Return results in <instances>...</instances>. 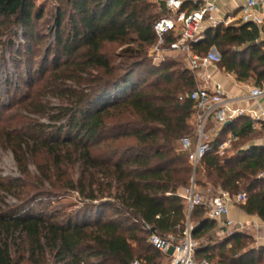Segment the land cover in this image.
Listing matches in <instances>:
<instances>
[{
  "label": "trees",
  "instance_id": "16d2710c",
  "mask_svg": "<svg viewBox=\"0 0 264 264\" xmlns=\"http://www.w3.org/2000/svg\"><path fill=\"white\" fill-rule=\"evenodd\" d=\"M50 1L54 10L45 35L39 25L46 21L47 3L0 0V39L8 34L12 60L17 67L26 64L22 80L33 87L36 63L35 73H41V85L10 106L16 114L0 116V142L26 177L0 178V199L4 194L21 199L19 205L0 207V264H131L135 259L162 264L164 254L148 241L145 224L162 236H181L190 225L197 260L264 264V246H257L251 235L243 230L220 234L204 205L188 213L181 197L195 176L204 195L245 193L238 205L264 222V146L252 144L264 127H254L248 116L223 125L194 170L179 141L198 136L197 110L186 97L197 88L196 75L186 62L170 57L156 62L150 55L158 42L155 24L169 13L166 3ZM198 7L187 1L182 9ZM17 27L24 32V44L13 40ZM202 35L191 43L194 53L205 56L215 48L220 70L239 82L264 86L260 27L220 23L205 27ZM49 36L53 41L40 51ZM178 37V31H170L162 46L169 48ZM42 90L60 104L45 103ZM22 111L46 116L49 123ZM230 133L237 140L220 153ZM71 161L79 166L77 178L69 173ZM31 164L42 173L40 184L29 178ZM46 183L57 195L76 191L82 205L70 213L31 208Z\"/></svg>",
  "mask_w": 264,
  "mask_h": 264
},
{
  "label": "built area",
  "instance_id": "2783aa9c",
  "mask_svg": "<svg viewBox=\"0 0 264 264\" xmlns=\"http://www.w3.org/2000/svg\"><path fill=\"white\" fill-rule=\"evenodd\" d=\"M164 1L169 14L161 17L155 24L158 42L151 49V55L156 62H160L164 60L167 52H182L186 56L187 67L196 75L197 88L186 97L194 102L197 110L198 136L195 139L184 137L179 141V149L189 155L190 162L196 170L210 147L211 136L206 130L210 119L221 128L227 121L248 116L252 119L254 127H264V104L261 100L264 98V86L251 88L247 99L254 103L252 108L240 106L237 98L228 95L224 86L216 82L208 71L210 65L218 64L220 61L217 50L211 49L205 56H200L191 50V43H196L203 38L202 33L205 27L217 26L220 23L229 25L237 20L236 17L227 15L223 19H218L216 16L218 7L211 1L205 2L191 12L182 9L183 0ZM240 21L255 24L264 33V0H246L240 8ZM174 30L179 32L178 39L169 48H164L162 45L165 35ZM236 140L235 134H229L228 138L220 144L219 152L223 153ZM181 197L187 201L188 213H191L195 206L204 205L207 215L223 222L228 233L243 230L245 227L242 223H236L229 215L232 203L246 200L245 193L235 196L228 192H221L215 196L204 195L198 191L194 176L190 186L181 193ZM145 229L150 231L148 241L168 258L165 264H214L207 259H196L198 243L191 236L190 225L181 236L159 235L149 224H145ZM131 264H143V262L135 259Z\"/></svg>",
  "mask_w": 264,
  "mask_h": 264
},
{
  "label": "rangeland",
  "instance_id": "374dc122",
  "mask_svg": "<svg viewBox=\"0 0 264 264\" xmlns=\"http://www.w3.org/2000/svg\"><path fill=\"white\" fill-rule=\"evenodd\" d=\"M37 3H47L48 6L46 8V21L41 22L39 25V30L44 33L45 35L49 34L48 27L51 25L50 16L53 13V3L50 0H36ZM155 3V0H151ZM161 2H165L164 0H160ZM158 9V8H157ZM169 14V13H166ZM3 38L0 39V116L1 118H7L9 115L16 114L14 108H10V106L14 103V101L19 98L20 95L28 91V86L25 83H28L27 78L25 81L21 78V73L23 76L27 77L26 70L28 69L26 64H22V66L17 67L16 63L12 60L13 53L11 48L8 46V34H4L2 36ZM53 36H49L46 39V43L41 45L40 51H44L47 45L51 43L50 41H53ZM13 40L17 44H24L25 43V37L24 32L22 28H15L13 32ZM118 49V48H117ZM118 51H121V48L118 49ZM151 55V50H150ZM152 56V55H151ZM41 58V55L39 56ZM153 57V56H152ZM175 58L178 61H181L185 65V56L182 53L179 52H167L165 54V58ZM38 58L35 61L40 60ZM51 68V66H50ZM37 71V63L34 65L33 71H34V77H35V83L33 84V87L30 89H35L37 86L41 85V81L38 80L40 77V72ZM46 93L42 90L40 95H43V101L45 103H50L51 105H59L60 101L58 98L54 97L52 94ZM21 114L23 116H27L29 118L42 121L44 123H49L48 118L41 117L40 115H35L27 111H22ZM213 131H216L218 129V125H215V123H212L211 125ZM45 156L42 155L39 157V160H41V163L44 162ZM69 173H72L76 178L79 175V166L78 164L68 163ZM29 178H32L34 182H40V178H42V173L38 169V167L34 164H31L29 166ZM0 178H12V179H25L26 177L21 174L20 169L14 159L13 153L10 149H7L3 146V144L0 142ZM40 184V183H39ZM40 188L38 191H41ZM46 189L44 195L36 196L38 198L35 200V198L31 201V208L35 210H41L43 212L51 213L55 211L60 212H72L76 209H78L83 202V199L79 196V194L76 191L71 190H63L60 194H54L51 193V187L48 183H46ZM34 191H36L34 189ZM55 195V196H54ZM4 198L0 199V207L6 208L7 205L14 206L21 204V199L16 196L15 194H8L3 196ZM109 214L111 213V210L107 211ZM14 255H17L16 252H13ZM168 262V258L163 256L162 258V264H165Z\"/></svg>",
  "mask_w": 264,
  "mask_h": 264
},
{
  "label": "crops",
  "instance_id": "0c3cea01",
  "mask_svg": "<svg viewBox=\"0 0 264 264\" xmlns=\"http://www.w3.org/2000/svg\"><path fill=\"white\" fill-rule=\"evenodd\" d=\"M183 1L184 2L190 1L194 4H198L199 7L207 1L214 2L218 7V11L216 13L218 19H223L227 15H231L236 17L237 19L236 21H240V8L246 2V0H183ZM208 71L213 75V78L216 82H219L224 86L228 95L237 98L238 104L240 106H244L247 108L253 107L254 103H252L247 99L251 88L255 86L253 82L237 81L234 75L220 70L218 64L210 65L208 67ZM261 100L262 103L264 104V98H262ZM260 127L261 126L256 128L260 129ZM220 129L221 128L218 127L216 131H213L212 128L207 130L211 136V139ZM252 144L264 146V130L259 137L254 139V142ZM229 215L236 223L238 224L242 223L243 225H245L243 231L248 233L255 239L257 246H264V222L257 215L247 214L238 205L237 202L231 204ZM226 228L227 227L224 225L223 222L217 220V231L220 234H224V232H226Z\"/></svg>",
  "mask_w": 264,
  "mask_h": 264
},
{
  "label": "water",
  "instance_id": "95a60500",
  "mask_svg": "<svg viewBox=\"0 0 264 264\" xmlns=\"http://www.w3.org/2000/svg\"><path fill=\"white\" fill-rule=\"evenodd\" d=\"M214 50H216L215 48H213ZM232 123V121H227L226 122V125H229V124H231Z\"/></svg>",
  "mask_w": 264,
  "mask_h": 264
}]
</instances>
